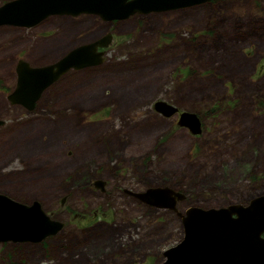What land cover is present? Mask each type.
<instances>
[{
	"label": "rangeland",
	"instance_id": "1",
	"mask_svg": "<svg viewBox=\"0 0 264 264\" xmlns=\"http://www.w3.org/2000/svg\"><path fill=\"white\" fill-rule=\"evenodd\" d=\"M152 13L116 28L87 14L0 25V193L63 223L41 242H0V264L161 263L188 207L264 195V0ZM109 30L101 64L66 71L31 111L9 101L19 59L49 66ZM159 100L195 114L200 133ZM152 187L184 198L173 210L129 193Z\"/></svg>",
	"mask_w": 264,
	"mask_h": 264
},
{
	"label": "water",
	"instance_id": "2",
	"mask_svg": "<svg viewBox=\"0 0 264 264\" xmlns=\"http://www.w3.org/2000/svg\"><path fill=\"white\" fill-rule=\"evenodd\" d=\"M210 0H9L0 5V25L30 27L53 14L99 15L104 20L124 19L136 13L149 14L190 7ZM105 38L73 48L62 59L45 67H31L20 60L16 67L14 90L8 95L12 104L32 110L42 92L70 68L99 65ZM163 116L178 114L176 106L164 101L153 105ZM3 120H0V125ZM178 126L192 134L201 131L197 116L179 113ZM103 184L94 183L95 187ZM142 202L176 209L184 194L169 187H152L144 192H129ZM64 199L61 200L63 205ZM183 238L163 252L165 260L157 264H264V195L244 204L203 209L188 208L182 215ZM63 223L50 219L38 201L25 204L0 193V242H41L55 235Z\"/></svg>",
	"mask_w": 264,
	"mask_h": 264
},
{
	"label": "flooded vegetation",
	"instance_id": "3",
	"mask_svg": "<svg viewBox=\"0 0 264 264\" xmlns=\"http://www.w3.org/2000/svg\"><path fill=\"white\" fill-rule=\"evenodd\" d=\"M83 14H86V13H81V14H77V15H70V14H53V15H49V16H47L46 18H44V19H42L41 21H39L38 23H43V22H48V21H50L51 19H52V17H79L80 15H83ZM153 13H151V14H142V13H136V14H133V16L134 17H137L140 21H142V23H144L145 22V20H149V16L150 15H152ZM87 15H93V16H96V17H98V19L101 21V22H103V23H105V24H107L108 26H111L112 28H116L117 27V25H118V23H120V21H122V20H126V19H128L130 16H128L127 18H124V19H114V20H104V19H102L99 15H95V14H87ZM38 23H36L35 25H37ZM35 25H33V26H35ZM30 27H32V26H30ZM29 28V27H28ZM44 29H46V28H36V29H33V30H31V31H37V30H44ZM49 29V28H48ZM110 31V32H109ZM109 31H103V33L102 34H104V33H106V34H104V35H102V34H100V35H102L101 37H99L98 39H102V38H105L106 36H110L111 37V39L112 40H114V38H116L117 36H116V31H114V30H109ZM22 33H15V35H14V37H17L18 35H21ZM99 35V36H100ZM97 37V36H96ZM97 40V39H96ZM95 41V40H94ZM2 42V41H1ZM0 42V43H1ZM111 42V41H110ZM110 44L108 43V45L106 46V47H108ZM100 48V47H99ZM102 48V47H101ZM101 51H103V50H101ZM20 60H22V59H19V61ZM19 61H18V63H19ZM65 196L64 197H62L61 198V200L62 199H64V201H63V205H64V203H65ZM61 200H60V205H61ZM63 205H61V206H63ZM50 214H51V212H49ZM81 216H83V215H81Z\"/></svg>",
	"mask_w": 264,
	"mask_h": 264
},
{
	"label": "bare ground",
	"instance_id": "4",
	"mask_svg": "<svg viewBox=\"0 0 264 264\" xmlns=\"http://www.w3.org/2000/svg\"><path fill=\"white\" fill-rule=\"evenodd\" d=\"M192 207H194V206H192ZM188 208H191V207H188ZM188 208H187V209H188ZM187 209H186V210H187ZM186 210L183 212V214H185Z\"/></svg>",
	"mask_w": 264,
	"mask_h": 264
}]
</instances>
